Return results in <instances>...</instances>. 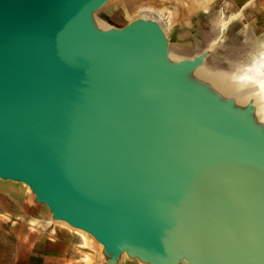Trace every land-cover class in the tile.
<instances>
[{
	"label": "water",
	"instance_id": "95a60500",
	"mask_svg": "<svg viewBox=\"0 0 264 264\" xmlns=\"http://www.w3.org/2000/svg\"><path fill=\"white\" fill-rule=\"evenodd\" d=\"M106 1L0 0V178L89 230L109 264L123 251L264 264V173L242 163L246 110L166 89L164 74L199 62L171 61L149 19L96 28Z\"/></svg>",
	"mask_w": 264,
	"mask_h": 264
},
{
	"label": "rangeland",
	"instance_id": "374dc122",
	"mask_svg": "<svg viewBox=\"0 0 264 264\" xmlns=\"http://www.w3.org/2000/svg\"><path fill=\"white\" fill-rule=\"evenodd\" d=\"M245 1L247 3L250 2L245 7H248L252 11H263L262 13L264 14V0H260L261 4L259 0H107L104 6L92 13L91 20L95 27L99 24L101 28L122 27L129 23L130 20L143 19L141 18L143 13L140 10L144 9L143 7L150 6L149 10H158V12H155L170 26L172 30L171 36H166L168 38V45L170 49L181 48L179 59H193L198 54H201L202 59L196 68L201 66L211 71L230 72L231 70L235 71L237 58L245 55L249 56L247 55L248 51H257L261 48V45L256 42V36L250 31L252 26L256 25V20L251 18L248 11L247 13H245V10L242 12V6L235 7L246 3ZM123 5L127 11H125ZM204 7L209 8L205 10ZM222 7L225 9L235 7L233 10H225L224 21L231 17V13L237 15L231 21L233 28H228L230 24L227 22L226 26L221 28L223 22L221 23L220 21L216 33L214 24L219 19L218 14L222 12ZM209 11H213L214 13L212 20L203 18L197 24L192 22L201 18ZM149 20L154 21L153 18H149ZM190 20L192 22L191 26L184 25L186 21ZM240 42L244 44L241 45ZM235 46L239 48L237 51H234ZM246 46H250V48L247 49ZM228 99L231 100L232 98H226V100ZM14 190L25 196L23 200L25 205L29 203L36 205L38 211L44 213V215L49 210L51 218L55 219L49 207L43 201L37 199L32 189L28 190L22 183L0 178V205L2 208L3 206H6V208H16V202L10 198V193H13L12 191ZM6 218L10 220L11 216H7ZM104 248L96 244L93 248L86 247L83 249V257L87 263L91 264L93 263L92 254L100 252V249L104 254ZM117 260H120V263L123 264H145L144 262H147L140 258L134 259L128 253L125 256L119 255Z\"/></svg>",
	"mask_w": 264,
	"mask_h": 264
},
{
	"label": "bare ground",
	"instance_id": "6f19581e",
	"mask_svg": "<svg viewBox=\"0 0 264 264\" xmlns=\"http://www.w3.org/2000/svg\"><path fill=\"white\" fill-rule=\"evenodd\" d=\"M249 3L250 2L248 3L246 2L242 5L239 4L235 7L238 8L242 6L243 7V8L241 7V10H243L242 12H244L245 10V13H247L248 11L249 14L251 15V18L253 20L254 19L256 20V25H253L250 31L254 33V36H256L257 38L256 42L261 45L260 49H258L257 51L250 50L247 52V55L249 56L245 55L237 58L235 71L233 70H231L230 72L211 71L204 67L198 66L197 68L194 69L184 68L180 71L166 73L163 75L161 81H162V85L166 89L190 101L201 103L205 101L207 102L212 98H216L217 100L223 102L232 101V105L236 109L246 110L245 114H243L242 120L246 128V131L249 134V139H248L249 143L245 147V151H244L245 157L242 163L243 166L255 167L258 171L264 173V14L262 13L263 11L262 12L252 11L248 7H245L248 6ZM104 5L105 3L102 6ZM235 7L231 9H225L222 7L223 8L221 10L222 12L218 14L219 19H217V21H215L214 24L216 33L218 31L217 30L218 23L220 21L221 23L223 22L221 28L226 26L225 25L226 22L230 24L228 28H233V25H231L232 24L231 21L235 18L237 14L231 13V17H229V19H227L226 21L224 20H225V10H233ZM143 8L144 9L140 10V12L143 13V15H141V18L143 19L153 18L154 21L159 26V28L161 29L168 44L167 37L171 36L170 34L172 31L170 26H168V24H166L164 19L161 18V16L155 12L156 11L155 9H154L155 11H153V10H149L150 8L148 7H143ZM208 8L209 7L205 8V10H208ZM124 9L125 11H127L125 7ZM126 15L129 16L128 14ZM213 17H214L213 11H209L205 13V15H203L201 18L192 22L197 24L200 19L209 18L208 20H212ZM129 22H132V20H130ZM192 22L191 20L186 21L184 25L191 26ZM87 23L90 24V22L87 21V17H82L77 22V25L79 27H85L88 25ZM99 25L96 28H101V26ZM138 35L140 36V38L141 37L144 38L143 33L139 32L137 36ZM240 44L243 45L244 43L240 42ZM234 48H235L234 51H237V49H239L238 46H235ZM246 48L248 49L250 48V46H246ZM180 50L181 48L170 49L168 45L169 59L171 61L180 60L179 59ZM201 59H202V55L198 54L193 60L199 62L201 61ZM228 97L232 99L226 100V98ZM2 179L22 183L23 185H25V187L28 190L31 189L30 184L26 183L23 180H15L10 178H2ZM54 222H56L58 226H67L69 230L77 234L81 238L82 243L85 247H92L93 244H96L100 247H104V244L100 240H98L89 230L82 228L80 226L72 225L67 220L62 218H55ZM93 241L96 243H94ZM122 255L123 256L127 255V252L123 251L120 254V256ZM132 258L139 259L138 256H132ZM183 260H186L187 264H191L189 260L185 258H183ZM144 263L155 264L150 262H144Z\"/></svg>",
	"mask_w": 264,
	"mask_h": 264
},
{
	"label": "crops",
	"instance_id": "0c3cea01",
	"mask_svg": "<svg viewBox=\"0 0 264 264\" xmlns=\"http://www.w3.org/2000/svg\"><path fill=\"white\" fill-rule=\"evenodd\" d=\"M12 192L10 198L16 208L0 205V264H90L83 257L86 247L77 234L67 226H58L49 210L44 215L36 205H25L22 193ZM104 250V254L101 249L91 253V264H109L111 254ZM112 264L123 263L116 259Z\"/></svg>",
	"mask_w": 264,
	"mask_h": 264
}]
</instances>
